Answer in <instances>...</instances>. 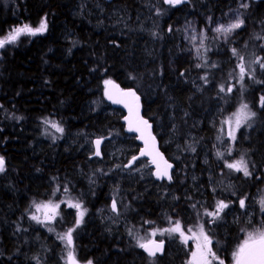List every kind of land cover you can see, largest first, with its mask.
<instances>
[{
	"label": "trees",
	"instance_id": "1",
	"mask_svg": "<svg viewBox=\"0 0 264 264\" xmlns=\"http://www.w3.org/2000/svg\"><path fill=\"white\" fill-rule=\"evenodd\" d=\"M247 1L249 7L241 11L243 27L227 46L214 47L208 53L211 65L217 67L193 71L201 80L197 89L186 68L173 72L164 67L184 47L181 22L188 15H198L192 0L175 7L160 0L156 7L160 14L148 9L146 0H0V40L13 28L24 24L38 27L42 19L47 21L43 34L22 33L15 43L0 49V156L5 161V171L0 173V264H61L69 251L79 261L92 264H174V258L167 256L145 257L129 236L145 221L161 224L169 218L179 220L183 228L203 224L215 254L225 264H232L246 233L258 230L264 222V215L256 212L245 223L237 205L240 199L249 201L254 193L264 191V83L245 77L242 88L233 77L238 60L233 48L251 60L255 55L264 56L260 47L264 40L256 39L264 34V0ZM80 2H97L104 10L95 17H76L73 12ZM236 3L198 1L204 5L201 11L212 17L225 14ZM110 9L115 10L113 15H108ZM207 47L209 50L210 44ZM252 66L256 79H264V71ZM205 75L208 83L202 79ZM108 80L140 95L143 116L153 124L162 152L175 165L172 180L159 184L165 187L160 194L171 196L170 202L163 204L153 189L132 181L123 187L121 182L113 185L110 179L106 182L97 177L88 188L84 179L89 173L82 155L42 139L45 120L55 122L63 133L124 136L122 112L103 98ZM221 85L233 91L220 92ZM241 103L256 115L245 142L236 145V153L244 157L253 177L260 179L240 173L228 176L224 160L217 157L215 114L231 113ZM170 136L172 142H178L175 155L170 144L161 145ZM123 144L134 146L136 154L134 138ZM222 169L220 179L217 173ZM150 181L156 183L153 178ZM56 186H67L89 212L108 206L118 190L120 208L126 214L124 230L121 225L107 227L89 217L74 231L69 248L58 239L63 228L71 226L67 217L63 218L67 223L56 221L54 228L49 227L52 231L43 230L29 218L35 204L51 199ZM217 200L228 203L229 208L218 222L208 225L204 212L213 211Z\"/></svg>",
	"mask_w": 264,
	"mask_h": 264
},
{
	"label": "rangeland",
	"instance_id": "2",
	"mask_svg": "<svg viewBox=\"0 0 264 264\" xmlns=\"http://www.w3.org/2000/svg\"><path fill=\"white\" fill-rule=\"evenodd\" d=\"M194 5L196 4L197 7V14L194 16H187L186 19H184L181 22L180 29H181V40L184 44L183 49L180 51L179 56L177 58H170L168 59L164 67L169 70L176 72L177 70L182 69L183 67L187 69L188 76L190 77L191 82L194 84L195 88H199L200 84L199 82L200 77L199 75L193 73V71L204 69L206 66H202L200 68L196 67L197 64L205 65V62H207V65H211V58L209 59L208 53H210L214 47L217 46H227L231 37L235 34V32L238 30H234L229 36H225L221 33H217L214 29L216 27H219L221 25L227 26L228 24L234 22V19L237 15L241 18V11L244 8H240V3L244 2V0H237L236 6L233 8H230L225 14L217 17H212L211 15H207L201 11L203 7L198 4V1L202 0H192ZM148 9L155 10L156 13L160 12L158 10L157 4L160 3V0H146ZM164 3V0H162ZM248 3V1L246 0ZM98 4V5H97ZM165 4V3H164ZM168 5V4H165ZM104 10V6L100 3H93L92 5L90 3H79L78 7L75 8L73 14L76 17L84 16L85 14L90 15L92 17L97 16L99 11ZM98 12V13H97ZM115 13L114 9H110L108 12V15H113ZM149 13H151L149 11ZM99 15V14H98ZM150 17H148L149 19ZM243 27V26H242ZM241 27V28H242ZM141 29V28H140ZM203 33V35H201ZM202 41V43H201ZM207 43L210 44L211 48L208 50ZM245 57V63L248 64L251 59L249 57L246 58V55H241ZM236 59V57H235ZM239 63V59L235 60V72L233 74V77L236 79V81L239 82V69L237 68V64ZM253 68V66H251ZM247 77V76H245ZM229 80V79H228ZM242 92V91H241ZM226 103V101H225ZM245 104V103H241ZM240 105H238L234 111L230 112H223L221 115L215 114V118L217 119L218 123L215 124V130H216V152L223 153L224 155L220 157L222 160H227L228 162H234L240 160V156L237 155V149L236 145L243 144L246 140V137L249 134V131L252 130L254 126V117L247 121V123L242 124L239 129L235 130L236 140L235 142L231 141L229 139V124L226 123V121L232 120V128H235V116L234 114L240 109ZM249 111H251L248 108ZM250 125V126H249ZM170 132L167 134L169 135ZM165 134V131L163 132V135ZM42 139L44 141H49L50 143H55L57 146L60 147L61 150L64 151H70L72 154H78L82 155V160L84 161V165L88 169L87 179H84L85 185L89 188L91 185L94 184V180L98 177H102V179H105L107 182L109 179V182H113L114 184H118L121 182L123 187L126 185L129 186L130 182L132 181V184H141L144 189L151 188L153 189L152 192L155 193V195H159L160 200L164 204L165 202H170L172 197L169 195H161L160 191L163 190L165 187H160V183H152L150 181V178H152V169L150 165L145 160L140 161H134L131 165V167H125V165L129 164V161H132L133 156H135V153L132 152V149L134 146L132 145H126L123 144L128 138H133L132 136L124 135L120 136L118 138L117 135H106V136H98L95 133L86 134L83 132H58L56 131V128L52 127L51 124H45L44 127L41 130ZM96 137H99L102 139L103 146H102V153L103 157L102 159H95L92 157L93 149H92V140ZM48 144V143H45ZM170 144L173 150V155H175L179 151L178 142H172L171 136L170 139L166 138L163 139V142L161 143L162 146ZM231 147L232 152L231 155H228V149ZM191 153V151H189ZM206 154V153H205ZM225 164V163H224ZM110 166L111 169L105 170ZM101 170L105 172H101ZM223 169L222 171H219L217 175L220 176V179L223 178ZM225 171L228 176L234 177V174L240 173V175L244 176L242 172H237L232 169H228L225 166ZM102 173V174H101ZM117 176V177H115ZM108 179L106 180V178ZM129 179H127V178ZM101 179V178H100ZM125 181V182H123ZM67 184V183H66ZM228 184V183H227ZM192 185L194 186L195 190H197L196 185L194 184V181H192ZM65 187V186H64ZM64 187H54L51 195V201L53 204H59L60 207L57 209V215L52 220L51 223L47 224V226L40 227L45 230L49 231L48 228L52 227L56 221H60L61 223H69L71 226H66L63 228V232L59 233V235L64 234L68 231L70 227H73L75 225V220L77 216V209L70 208L68 206V203L62 202V201H70L72 203H77L78 199L73 197L68 189L67 192L64 191ZM57 188H59V191H57ZM209 189L210 188L209 185ZM55 193V194H53ZM121 193L118 190H115L111 195V201L113 199L117 202V212H112L110 203L108 206H103L100 208H96L94 212L85 211L83 216V222H85L86 218H89V220H97L101 224L106 225L107 227H120L117 225H121L122 229L126 225V214L122 212L120 208V202H119V195ZM261 200H264V191L263 192H256L252 195L251 200H245V208H241L239 205V201H237V205L239 206V212L244 213V222L248 223L253 220V216L257 212L258 215H264V213L261 212ZM49 201L45 202L48 203ZM110 201V202H111ZM165 201V202H164ZM221 201V200H217ZM217 201L214 205V210L217 205ZM80 203V202H78ZM226 203V202H225ZM170 205V204H169ZM203 205V203H201ZM82 209H84L82 207ZM228 209V208H227ZM227 209H224V211L220 214H222L227 211ZM213 210V211H214ZM44 212L45 210H41L40 212L36 211V208H34L33 214H36L40 217L41 220L44 219ZM239 212H237V215H240ZM228 217L231 216V213H227ZM64 217L68 218V221H64ZM206 222L208 225L211 223V217L206 216ZM220 219L216 220L214 223L218 222ZM83 222L81 225L76 228L78 230L82 227ZM200 225V224H199ZM199 225H192L189 227L182 228V230L185 233V236L188 237L187 241H183L180 237L179 233H173L171 236L168 234H165L164 236L159 235L157 231V235L152 236V231L164 229L170 227V223L168 220L164 219L161 224L157 223H145L143 222L142 225L136 226V228L133 231H130L132 234L129 236L134 242L135 247L140 251V247L138 246V241L141 243H145L150 240H164L168 243V249L165 256L174 258V264H205V261H207V264H215L218 263L217 260H213L210 253H205L203 256L201 255L203 250L204 241L203 238L199 235L200 228ZM54 228V226H53ZM193 229L192 232H189L188 229ZM75 230V231H76ZM124 230V229H123ZM204 232L207 234L206 229L204 227ZM251 232L249 230L246 233V237L237 245L236 252L238 251L240 245L244 243V241L247 239L248 233ZM74 233V232H73ZM72 233V235H73ZM211 239V237H210ZM212 243L208 245V247L211 248L212 253H215L213 250V240L211 239ZM63 243H67L66 240L62 241ZM200 245V247H198ZM72 246V245H71ZM70 248V246L68 245ZM70 252V251H69ZM67 252L66 254H68ZM193 253H196L195 256H193ZM232 264H235V258L233 257Z\"/></svg>",
	"mask_w": 264,
	"mask_h": 264
},
{
	"label": "snow or ice",
	"instance_id": "3",
	"mask_svg": "<svg viewBox=\"0 0 264 264\" xmlns=\"http://www.w3.org/2000/svg\"><path fill=\"white\" fill-rule=\"evenodd\" d=\"M187 0H164L165 4H168L172 7H175L178 4L186 3ZM240 8L247 9L249 7L246 0L244 2L240 3ZM157 14H160L159 12ZM245 24V21L240 18L239 15H237L234 19V22L228 24L226 27L221 25L219 27H216L214 30L217 33H221L225 35L226 37L229 36L234 30L240 29ZM47 30V21L46 19H42L38 27H31L28 24H24L23 27H16L11 30V32L2 40H0V49L4 48L6 44L15 43L17 38L22 34L26 33L32 36H35L37 34H43ZM171 27L169 28V31H171ZM155 36L156 34L153 33ZM203 35V33H201ZM256 39L264 40V34L257 35ZM202 43V41H201ZM261 48H264V44L260 45ZM233 55L238 56L239 63L237 64V68L239 69V82L241 83V87L243 88V81L245 76L248 77V79L255 80L256 83L262 84L264 83V79H256V70L253 69L252 65H257L259 70L264 71V56L255 55L254 59H252L248 64L245 63V57L240 56L235 48L232 49ZM202 66H208L207 62H205V65L197 64L196 67L200 68ZM211 67H217V65L212 64ZM202 79L205 81V83H208V77L207 75L203 76ZM111 81H105V84H110ZM233 91L232 87L225 88L223 85L220 86V92H224L226 94L231 93ZM106 95H109V93H105ZM126 95L135 96V93H126ZM109 98L112 97L109 95ZM138 100V97L136 98ZM115 102V101H114ZM261 105L264 106V97H261ZM256 115L255 112L248 110L247 104H241L240 109L234 114L235 116V128H232V120L226 121V123L229 124V139L233 142L236 140L235 130L239 129L242 124L247 123L248 120L253 118ZM44 123L51 124L52 127L56 128V131L63 132V128L59 127L55 122H50L45 120ZM141 124L144 126L150 127L147 123V121H140ZM250 126V125H249ZM129 131H141L140 127H133L130 123L129 125ZM141 138H143V133L141 134ZM154 139V138H153ZM102 143V139L98 138L95 141L96 151L94 153L95 156L99 157L101 155L100 145ZM232 149L229 147L228 149V155H231ZM143 155H148L149 153L145 152L144 150H141L140 153ZM159 155V153H157ZM224 154L218 152L217 157L220 158ZM138 157L133 156L132 161H129L128 165H125V167H131L132 163L137 160ZM162 159V157H161ZM155 163V161H153ZM225 166L228 169L235 170L237 172H242L244 177L247 178H255L260 179V177H253L252 171H250V168L246 161L244 160V157L241 156L240 160L234 161V162H228L227 160L224 161ZM172 165L168 164L167 168H171ZM252 167H255L253 165ZM5 171V161L2 156H0V173ZM155 175L157 179H162L164 177H167L169 181H171L172 176L168 174L167 171L161 172L159 165H157V170L155 172ZM57 191H59V188H57ZM64 191H68V187H64ZM55 194V193H53ZM247 198H242L239 200V205L243 209L246 207L245 200ZM68 203V206L70 208L77 209V216L75 220V225L73 227H70L68 231L64 234H61L58 236V239L60 240H66L67 244L69 246L72 245V233L78 228L81 223L83 222V216L86 211V209H82V205L80 203H72L70 201H62ZM59 204H53L51 201L48 203H41V204H35V208L37 212H40L41 210H45L44 212V219L41 220L40 217L36 214L30 215V219L35 221L38 224H41L42 226H47V224L51 223L52 220L57 215V209H59ZM192 207L195 209L196 204H192ZM112 211L117 212V202L115 199H113L112 205H111ZM229 208V204L225 203L224 201H217V205L214 211H207L205 210L204 215L211 217V223H214L216 220L220 219V214L224 211V209ZM261 212L264 213V200H261ZM145 223L151 224L152 221H145ZM170 227L159 229V230H153L151 235L155 236L157 235V231L159 235L164 236L165 234H168L171 236L173 233H179L180 237L183 241H187L188 237L185 236L184 231L181 228V222L179 220L172 221L171 218H169ZM200 233L199 235L203 238L204 245L201 255L203 256L205 253H210L213 260H217L218 264H225L224 260L219 259V257L212 253V250L208 245L212 243L210 236L208 234H205L204 232V225L200 224ZM49 231H52L51 228L48 229ZM189 232H192L193 229H188ZM132 234L131 232L129 233ZM138 246L142 249H144L145 252H147L149 257L155 258L157 253L163 254L164 253V240H160L159 242L156 241H148L147 243H141L137 242ZM151 245V246H150ZM200 247V245H198ZM196 253H193V256H195ZM235 258V264H264V222L261 223L260 228L254 232H249L247 239L244 241L242 245H240L237 252L234 254ZM68 258L70 261H72V264H75V260L73 258V255L71 252L68 253ZM88 264H92V261H88ZM154 264V262H153ZM205 264H207V261H205Z\"/></svg>",
	"mask_w": 264,
	"mask_h": 264
},
{
	"label": "water",
	"instance_id": "4",
	"mask_svg": "<svg viewBox=\"0 0 264 264\" xmlns=\"http://www.w3.org/2000/svg\"><path fill=\"white\" fill-rule=\"evenodd\" d=\"M252 1H261V0H252ZM185 3L178 4L176 6L184 5ZM111 81L110 84L103 85V98L105 102L110 105L113 108L119 109L123 116H122V124L124 127V132L128 136H133L135 139V142L138 145V150L135 154L136 157H138L137 160H146L147 163L150 165L152 169V177L153 180L157 183L161 182H170L167 177H164L162 179H157L155 172L157 170V165H159L160 171L164 172L167 171L169 175L172 176V173L174 171V164L170 162L165 154L162 152L160 148V143L156 136L153 133V124L143 116V106H142V100L140 95L133 89V88H124L120 86L116 81L114 80H108ZM109 93V95L112 97L109 98V95H106L105 93ZM126 93H135V96L126 95ZM138 97V100L136 99ZM115 101V102H114ZM147 121L148 125L150 127L144 126L140 123V121ZM133 127H140L141 131H129V125ZM143 133V138H141V134ZM99 137H96L92 140V149L93 154L92 157L96 159L102 158V146L103 142L100 145L101 155L99 157L95 156L94 153L96 151L95 141ZM154 138V139H153ZM141 150H144L145 152L149 153L148 155H141ZM159 153V155H157ZM162 157V159H161ZM155 161V163H153ZM171 164L172 167L169 169L167 168V165ZM112 205V202L110 203V206ZM112 209V208H111ZM159 242V240H151ZM147 243V242H146ZM151 246V245H150ZM164 244V249H165ZM141 253L147 257H149L147 252L144 251V249L140 248ZM165 254V250L163 254L157 253L156 256L162 257Z\"/></svg>",
	"mask_w": 264,
	"mask_h": 264
},
{
	"label": "flooded vegetation",
	"instance_id": "5",
	"mask_svg": "<svg viewBox=\"0 0 264 264\" xmlns=\"http://www.w3.org/2000/svg\"><path fill=\"white\" fill-rule=\"evenodd\" d=\"M175 166V165H174ZM174 174V173H173ZM172 178H173V176H172ZM112 202V201H111ZM115 213V212H114ZM148 242V241H147ZM165 254H164V256L166 255V253H167V249H168V243L167 242H165ZM72 253V252H71ZM72 255H73V258H74V260H75V264H88V262H82V261H79L78 260V258H76V256H75V253H72ZM163 257V256H162ZM157 258H160V257H158V256H156L155 258H151V259H154V260H156ZM61 264H72V261H70L69 260V258H68V254H66V256H65V259L61 262Z\"/></svg>",
	"mask_w": 264,
	"mask_h": 264
},
{
	"label": "bare ground",
	"instance_id": "6",
	"mask_svg": "<svg viewBox=\"0 0 264 264\" xmlns=\"http://www.w3.org/2000/svg\"><path fill=\"white\" fill-rule=\"evenodd\" d=\"M135 161H137V160H135ZM174 168H175V166H174Z\"/></svg>",
	"mask_w": 264,
	"mask_h": 264
}]
</instances>
